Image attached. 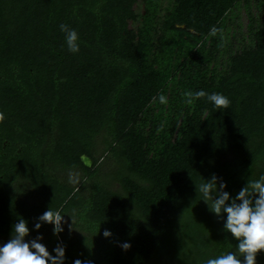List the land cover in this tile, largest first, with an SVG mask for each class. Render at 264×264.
Returning a JSON list of instances; mask_svg holds the SVG:
<instances>
[{"label": "trees", "instance_id": "1", "mask_svg": "<svg viewBox=\"0 0 264 264\" xmlns=\"http://www.w3.org/2000/svg\"><path fill=\"white\" fill-rule=\"evenodd\" d=\"M163 1L145 0L135 32L139 0H0V239L18 218L27 240L45 233L34 224L51 208L72 224L64 264H205L235 250L197 186L215 174L234 197L264 175V0H169L160 17ZM238 8L247 33L228 26ZM201 89L227 108L185 102Z\"/></svg>", "mask_w": 264, "mask_h": 264}, {"label": "clouds", "instance_id": "2", "mask_svg": "<svg viewBox=\"0 0 264 264\" xmlns=\"http://www.w3.org/2000/svg\"><path fill=\"white\" fill-rule=\"evenodd\" d=\"M64 33V41L68 51H79L77 32L65 24L59 25ZM185 102L191 105L194 101L206 98L215 108H227L229 100L222 93H208L203 89L184 92ZM161 102L165 100L160 97ZM219 181V190L217 183ZM226 184L213 174L210 179L197 186L201 200L208 204L211 213L224 216L223 229L237 241L235 250H229L209 258L205 264H257V254L264 252V175L258 179L248 180L246 186L234 196L225 191ZM64 216V215H63ZM63 216L51 208L37 218L34 229L39 230L42 224L52 225L53 235L64 231ZM28 223L23 218L12 227L11 238L0 244V264H64L65 246L58 243L51 255L40 241L42 235L27 240ZM104 237L112 235L110 230L103 232ZM121 248L127 250L130 244L125 242ZM242 258V259H241ZM73 264H91L90 261L76 259Z\"/></svg>", "mask_w": 264, "mask_h": 264}, {"label": "rangeland", "instance_id": "3", "mask_svg": "<svg viewBox=\"0 0 264 264\" xmlns=\"http://www.w3.org/2000/svg\"><path fill=\"white\" fill-rule=\"evenodd\" d=\"M162 5H163V10L160 14V17L161 16H164L167 12H166V8L169 6V0H165L162 2ZM252 6L254 7L253 8V13H255V15H260V9H259V6H257V3L256 2H252ZM257 6V7H256ZM145 8H146V3H145V0H139V2L137 3V5L135 6V11L137 14L140 15V17L137 19V21L135 22H130V29L131 30H134L135 32L138 31L139 28H141L142 24H143V18L141 17L143 13H145ZM245 9L243 8H238L237 11H234L235 14H233L231 16V18L233 19L228 25V26H238L237 28V31H241L242 33H247L248 31V28H249V22H250V18L248 17V14L246 12V10L244 11ZM257 18H261V17H256ZM240 27V28H239ZM238 32V34H239ZM237 34V35H238ZM115 159L112 158L111 160H109V162L105 165V168H104V172L105 173H108V170H110L112 167L115 166ZM114 171H117V167H116V170L112 169L110 174L109 175H112L111 173H113ZM80 177L78 174H74L72 176V180L73 181H76V180H79ZM112 190L114 191H118L120 190V187L119 185L116 183L115 185L112 186ZM70 221L63 217V220H62V226L64 228V231L59 233L58 235H53V231H52V228H49L45 233H41L40 235L43 236V239L40 241L42 244H44L46 247H48V249H50L49 247H52L54 242L57 240L59 241L60 243H64V242H67L68 246L71 242V239H70V227H71V222L69 223ZM34 234L30 235V239L28 240H31V239H34L37 237V235H35V231L33 232ZM7 240L6 239H0V244H4L6 243Z\"/></svg>", "mask_w": 264, "mask_h": 264}, {"label": "water", "instance_id": "4", "mask_svg": "<svg viewBox=\"0 0 264 264\" xmlns=\"http://www.w3.org/2000/svg\"><path fill=\"white\" fill-rule=\"evenodd\" d=\"M81 161L86 168L91 169L93 167L94 162L92 158L84 155L81 157Z\"/></svg>", "mask_w": 264, "mask_h": 264}]
</instances>
